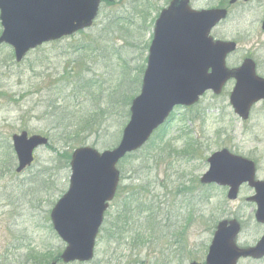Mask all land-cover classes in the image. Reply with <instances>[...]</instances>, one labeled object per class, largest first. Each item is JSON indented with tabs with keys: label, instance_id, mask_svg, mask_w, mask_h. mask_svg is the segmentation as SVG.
I'll return each mask as SVG.
<instances>
[{
	"label": "rangeland",
	"instance_id": "1",
	"mask_svg": "<svg viewBox=\"0 0 264 264\" xmlns=\"http://www.w3.org/2000/svg\"><path fill=\"white\" fill-rule=\"evenodd\" d=\"M107 1L90 29L45 44L20 63L10 46L0 45V264H49L64 250L49 215L68 189L67 157L79 147L115 148L128 122L154 21L169 0ZM213 3L191 0L197 10ZM87 120L97 126L89 131ZM21 132L46 137L49 146L35 150L33 164L18 174L11 137ZM221 149L257 158L255 176L264 180V108H254L242 122L225 91L174 109L142 149L118 164V194L93 260L69 264L203 263L224 219H237V242L252 244L259 234L244 201L249 189L241 187L230 201L226 188L199 183L206 160Z\"/></svg>",
	"mask_w": 264,
	"mask_h": 264
},
{
	"label": "water",
	"instance_id": "2",
	"mask_svg": "<svg viewBox=\"0 0 264 264\" xmlns=\"http://www.w3.org/2000/svg\"><path fill=\"white\" fill-rule=\"evenodd\" d=\"M101 1L0 0V45L10 46L19 63L30 50L91 27ZM225 17L223 10H192L189 0H171L160 12L140 92L131 102L119 143L101 153L79 147L71 155L68 189L50 212L52 228L65 244L59 256L62 263L93 259L104 213L118 186L117 163L139 150L174 107H190L206 91L220 94L230 78L238 81L230 104L240 118L245 120L251 105L264 99V80L254 75L253 66L227 69L224 58L234 49L233 44L214 43L209 37L210 30ZM11 140L18 164L16 173L32 164L38 147L48 144L47 138L25 132L13 135ZM207 162L208 170L200 183L228 187V200H236L240 186L248 184L255 190L251 199L257 206L255 219L264 223V181L254 180V164L226 149L213 153ZM239 231L235 220L218 223L205 264H236L240 258H262L264 237L255 247L241 249L235 243Z\"/></svg>",
	"mask_w": 264,
	"mask_h": 264
},
{
	"label": "flooded vegetation",
	"instance_id": "3",
	"mask_svg": "<svg viewBox=\"0 0 264 264\" xmlns=\"http://www.w3.org/2000/svg\"><path fill=\"white\" fill-rule=\"evenodd\" d=\"M202 9L224 10L227 13L226 18L220 21L209 32V37L211 38L212 42L233 44L234 49L227 53L224 58L225 67L229 70H237L242 68L244 65L251 68L253 66L252 70L254 75L261 80H264V30L262 28L264 23V0H214L212 6L208 5ZM252 13H258L256 18L253 19ZM248 17H250L249 20ZM231 18L232 21L230 20ZM229 20L232 22V24L230 26H225L224 24ZM230 32L232 33L229 36L228 33ZM237 85L238 81L235 78L228 79L223 84L220 95L223 92L228 91V101H230L231 93L234 91ZM210 93L211 92H207L206 94ZM256 107L264 108V99L255 102L249 110L247 120L241 121L247 122L251 117L254 108ZM247 159L254 164L255 171L258 170V159ZM241 187H246L249 189V195L244 198V201L250 207L251 223L258 228L259 235L252 244L242 246L240 243H238V246L240 248H252L257 245L261 238L264 237V223H258L255 219L256 204L251 201L255 195V190L250 188L247 184H244ZM117 193L118 190L114 196V199ZM239 224L240 227H242L240 222ZM240 262H245L247 264H262L264 263V256L260 259H254L252 257L240 258L236 264H240Z\"/></svg>",
	"mask_w": 264,
	"mask_h": 264
},
{
	"label": "trees",
	"instance_id": "4",
	"mask_svg": "<svg viewBox=\"0 0 264 264\" xmlns=\"http://www.w3.org/2000/svg\"><path fill=\"white\" fill-rule=\"evenodd\" d=\"M103 2L104 3H106V2H108L107 0H103ZM87 123H88V125H89V131L91 130V128H95L97 125L95 124V122H93L92 120H87ZM87 125V126H88ZM166 125V124H165ZM67 160H70V157H67ZM116 222L114 223L115 224V228L117 227V226H119V223H120V219H119V216L117 215V217H116ZM113 233V236H112V239H114V240H117L116 238L118 237V234H117V232L116 233H114V232H112ZM58 258H59V255H57L56 257H53L52 258V260L51 261H58Z\"/></svg>",
	"mask_w": 264,
	"mask_h": 264
}]
</instances>
